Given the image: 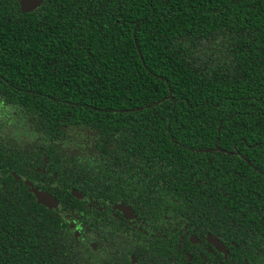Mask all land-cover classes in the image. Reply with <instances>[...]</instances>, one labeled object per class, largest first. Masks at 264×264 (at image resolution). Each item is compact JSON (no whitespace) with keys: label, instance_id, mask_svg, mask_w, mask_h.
<instances>
[{"label":"trees","instance_id":"trees-1","mask_svg":"<svg viewBox=\"0 0 264 264\" xmlns=\"http://www.w3.org/2000/svg\"><path fill=\"white\" fill-rule=\"evenodd\" d=\"M18 3L0 0V99L31 140L0 139V264H78L71 190L264 237V0Z\"/></svg>","mask_w":264,"mask_h":264},{"label":"flooded vegetation","instance_id":"flooded-vegetation-1","mask_svg":"<svg viewBox=\"0 0 264 264\" xmlns=\"http://www.w3.org/2000/svg\"><path fill=\"white\" fill-rule=\"evenodd\" d=\"M18 5L20 9V0ZM79 132L82 130H76L73 138L82 145L87 137L83 141L84 133ZM12 144L24 147L16 142ZM33 187L44 191L35 185ZM73 191L81 193L82 197L73 196ZM70 193L73 198L85 202L79 213L71 211L70 216H64L75 218L68 221L64 235L65 244L78 264H264V237L251 239L250 236L248 245L244 242L243 247L236 246L232 240L226 245L218 219L195 222L171 211V208H165L161 213L149 208L145 210L149 219L143 220L139 218L137 209L124 201L114 204L88 201L78 190ZM157 196H162V193L158 192ZM157 203L153 204L154 208L160 209ZM119 205L128 207L131 213L120 211L117 209ZM52 209L60 211L61 208L57 204ZM255 250L259 256L252 257Z\"/></svg>","mask_w":264,"mask_h":264},{"label":"rangeland","instance_id":"rangeland-1","mask_svg":"<svg viewBox=\"0 0 264 264\" xmlns=\"http://www.w3.org/2000/svg\"><path fill=\"white\" fill-rule=\"evenodd\" d=\"M28 130L29 128L25 127L20 115L11 107L3 104L0 99V139L26 146L31 140ZM70 148H75V145H71Z\"/></svg>","mask_w":264,"mask_h":264},{"label":"water","instance_id":"water-1","mask_svg":"<svg viewBox=\"0 0 264 264\" xmlns=\"http://www.w3.org/2000/svg\"><path fill=\"white\" fill-rule=\"evenodd\" d=\"M42 1L43 0H20V10L23 13L32 12L41 5ZM171 97L172 96L170 95L169 98ZM214 151H221V150L218 147H215ZM204 152L208 153V152H212V150L208 149V150H204ZM31 192L39 205H42L49 209L57 207L58 202L48 193L41 191L33 186L31 188ZM72 195L78 198L82 197V194L77 191H73ZM117 209H119L124 213L125 212L131 213V210L124 205L117 206Z\"/></svg>","mask_w":264,"mask_h":264}]
</instances>
